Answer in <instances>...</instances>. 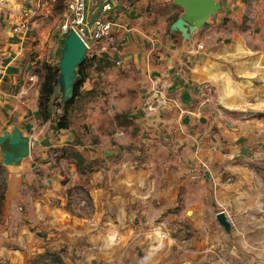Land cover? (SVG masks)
<instances>
[{
    "label": "rangeland",
    "instance_id": "obj_1",
    "mask_svg": "<svg viewBox=\"0 0 264 264\" xmlns=\"http://www.w3.org/2000/svg\"><path fill=\"white\" fill-rule=\"evenodd\" d=\"M216 1L221 10L198 30L214 72L200 93L218 108L213 133H173L149 110L154 92L138 64L88 51L69 141L40 135L0 211V264H264V0L227 15ZM66 21L64 0H0L1 105L16 103L11 92L29 108L23 89H40L43 63L59 69ZM55 97L60 119V90ZM4 107L0 125L15 119ZM75 152L92 172L77 169ZM10 177L5 169L7 189Z\"/></svg>",
    "mask_w": 264,
    "mask_h": 264
},
{
    "label": "crops",
    "instance_id": "obj_2",
    "mask_svg": "<svg viewBox=\"0 0 264 264\" xmlns=\"http://www.w3.org/2000/svg\"><path fill=\"white\" fill-rule=\"evenodd\" d=\"M105 4L112 5L108 15L115 23L113 33L116 43L112 46L113 52L97 50V54L104 59L115 55L123 58L127 64L130 62L138 64L137 68L140 72L151 81L150 90L154 92L153 98L157 97L156 101H159L155 109L151 111L152 114L156 117L158 115L166 123H172L173 126L170 127L173 133H213V124L208 125V122L213 115H218V108L211 103V99L200 97V93H205L202 92L201 84L214 79L208 55L198 49L201 35L197 30L192 34L190 41H186L181 35L173 38L171 33V26L183 15L182 8L173 0H86L89 17L95 19L102 15ZM233 5L238 12L246 6V0H226L223 4L225 15L234 13ZM238 42V45L244 48L243 54L251 52L248 51L249 48L243 37ZM7 58L5 62L14 68V58L12 56ZM34 84L29 86L31 89H23L26 93L32 92L33 95L29 108H21L18 105L20 102L12 96L11 92H5V95H11L13 102L16 101V103H9L8 106L0 103L1 107L5 106L3 109L5 113L9 110L10 112L7 111V113L15 117V119L4 120V124L0 125V131L4 127L8 129L10 125L6 126V124L10 122H13L12 125L17 124L22 134L30 138L31 152L32 148L41 146L44 140L41 137L43 133L48 134L46 139L50 141L51 138L56 137L57 133L65 137L64 141H69L70 136L65 135L67 130L56 128L58 120L55 118L54 107L51 109V119L42 124L38 108L40 92ZM15 108L17 111L14 110ZM217 123L221 133H231L228 128H225L222 120H218ZM194 127H197L196 131L193 130ZM36 133L40 137L38 141H36L39 138ZM227 138H229L228 134ZM229 142L230 139L227 143ZM26 160L12 167L4 166L11 172L6 197L15 191L16 186L21 185L22 178L19 173ZM1 161L0 152L2 165Z\"/></svg>",
    "mask_w": 264,
    "mask_h": 264
},
{
    "label": "water",
    "instance_id": "obj_3",
    "mask_svg": "<svg viewBox=\"0 0 264 264\" xmlns=\"http://www.w3.org/2000/svg\"><path fill=\"white\" fill-rule=\"evenodd\" d=\"M173 1L182 8L183 15L171 26L172 37L181 35L186 41H189L192 34L200 30L222 8L216 0ZM62 43L64 47L59 60L58 83L62 102L69 104L74 98L78 69L86 61L88 47L73 29ZM0 152L3 166L18 165L31 155L30 138L25 137L19 126L14 124L11 132L6 131L0 135ZM217 221L228 234L232 232L231 220L225 212L217 215Z\"/></svg>",
    "mask_w": 264,
    "mask_h": 264
},
{
    "label": "built area",
    "instance_id": "obj_4",
    "mask_svg": "<svg viewBox=\"0 0 264 264\" xmlns=\"http://www.w3.org/2000/svg\"><path fill=\"white\" fill-rule=\"evenodd\" d=\"M38 1L41 3L46 0ZM64 2L67 21L62 28L63 34L68 35L73 29L86 43L88 51L95 48L98 52H109L116 43V37L113 33L115 23L108 15L112 10V5L105 4L102 8V15L91 19L87 13L86 0H64ZM26 27V23H20L19 25L20 29H25ZM199 47L203 49V45ZM157 99L155 97L152 102L150 101L149 110L155 109L156 103H159V101H156Z\"/></svg>",
    "mask_w": 264,
    "mask_h": 264
},
{
    "label": "trees",
    "instance_id": "obj_5",
    "mask_svg": "<svg viewBox=\"0 0 264 264\" xmlns=\"http://www.w3.org/2000/svg\"><path fill=\"white\" fill-rule=\"evenodd\" d=\"M66 36L67 34L64 35L63 37ZM81 69L78 72V76H81ZM37 76L39 77L40 80L38 108H39L42 124H44L48 122L52 117L51 109L54 107V103L56 100L55 95L59 90V83H58L59 69L58 67H54L51 64L43 63L41 70L37 72ZM87 78L88 75L84 74L81 76L80 80L76 81L74 98L69 104H65V103L60 104V106H62L65 109L66 115L62 116L60 119L56 118L58 120L56 124V128L58 130H69L71 123L67 119V114L69 113L70 107L72 108V105H75L76 101L81 98L82 96L81 87L83 86ZM117 117L126 118L123 115H118ZM71 154L74 157L75 162L77 164V169L80 172L86 173L93 171L92 163L87 162L81 153L75 152ZM4 172H5V167L0 164V211L3 208V204L6 200V194H7V183L3 180Z\"/></svg>",
    "mask_w": 264,
    "mask_h": 264
}]
</instances>
